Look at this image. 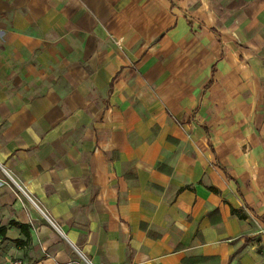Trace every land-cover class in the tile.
I'll list each match as a JSON object with an SVG mask.
<instances>
[{
  "label": "crops",
  "instance_id": "crops-1",
  "mask_svg": "<svg viewBox=\"0 0 264 264\" xmlns=\"http://www.w3.org/2000/svg\"><path fill=\"white\" fill-rule=\"evenodd\" d=\"M0 263L264 264V0H0Z\"/></svg>",
  "mask_w": 264,
  "mask_h": 264
},
{
  "label": "built area",
  "instance_id": "built-area-1",
  "mask_svg": "<svg viewBox=\"0 0 264 264\" xmlns=\"http://www.w3.org/2000/svg\"><path fill=\"white\" fill-rule=\"evenodd\" d=\"M4 264H24V263L18 257L13 256V257H9Z\"/></svg>",
  "mask_w": 264,
  "mask_h": 264
},
{
  "label": "trees",
  "instance_id": "trees-1",
  "mask_svg": "<svg viewBox=\"0 0 264 264\" xmlns=\"http://www.w3.org/2000/svg\"><path fill=\"white\" fill-rule=\"evenodd\" d=\"M3 232H2V230H0V234H2Z\"/></svg>",
  "mask_w": 264,
  "mask_h": 264
}]
</instances>
